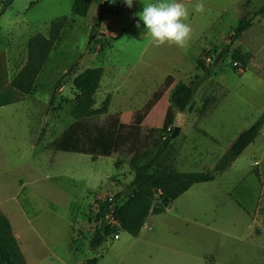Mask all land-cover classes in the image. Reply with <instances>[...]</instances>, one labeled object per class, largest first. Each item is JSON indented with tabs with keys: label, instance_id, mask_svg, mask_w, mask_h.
I'll list each match as a JSON object with an SVG mask.
<instances>
[{
	"label": "rangeland",
	"instance_id": "374dc122",
	"mask_svg": "<svg viewBox=\"0 0 264 264\" xmlns=\"http://www.w3.org/2000/svg\"><path fill=\"white\" fill-rule=\"evenodd\" d=\"M36 1L0 0V55L7 58L8 78L23 66L28 40L46 35L51 22L66 18L31 93L21 94L9 84L0 90V211L13 234L19 231L27 263L87 264L96 258V264H264V128L217 182L199 185L177 204L189 212L188 228L167 232L173 215L167 208L152 219L158 229L155 238L147 227L137 238L123 230L115 237L119 222L112 213L124 202L122 197L104 219L110 229L106 241L89 249L95 202L122 192L136 165L150 159L169 137L168 130H161L177 82L191 85L210 68L190 110L183 113L193 122L184 121L181 133L168 139L169 148L155 169L212 170L263 113L264 16L255 12L264 0H203V12L195 10L198 0L184 3L192 29L184 48L157 46L150 36L141 37L136 14L149 0H136L131 9L123 0H94L85 17L72 15L73 0ZM242 17L252 19L251 27L223 54L227 37ZM94 25L99 33L87 45ZM103 30L113 37L107 38ZM103 42L109 44L101 50ZM233 52L243 55L244 64L232 60ZM95 67L103 68L95 106L110 95L108 112L73 120L69 112L79 93L72 81ZM206 99L211 100L210 112L202 118L199 110ZM171 113L175 119L177 112ZM111 119L118 120L120 135L140 145L144 156L138 162L133 163L137 153L127 148L95 161L54 150V142L68 128L79 126L83 133L105 128ZM117 159L122 160L119 168L114 165Z\"/></svg>",
	"mask_w": 264,
	"mask_h": 264
},
{
	"label": "trees",
	"instance_id": "16d2710c",
	"mask_svg": "<svg viewBox=\"0 0 264 264\" xmlns=\"http://www.w3.org/2000/svg\"><path fill=\"white\" fill-rule=\"evenodd\" d=\"M94 0H73L71 13L77 17H85ZM40 2L37 0L36 3ZM36 3H31L33 6ZM100 17L105 12V7H99ZM3 10H0V15ZM255 16H264V4L255 12ZM66 18L51 22L46 35L36 34L32 36L26 45V60L20 70L11 78L9 86L15 91L29 95L35 84V81L41 72L51 50L59 41L60 33L64 27ZM252 19L240 18L237 26L227 37V44L223 49L226 54L228 49L237 41L243 33L251 27ZM101 36H104L101 34ZM108 46L107 42L100 45L103 50ZM232 60L237 64H244L245 59L239 52H233ZM209 75L210 68H205ZM103 68H87L76 75L72 81L73 87L78 91V98L69 112V116L76 121L99 117L107 114L111 102L110 95L106 96L102 104L95 106V94L99 89ZM63 76L60 77L54 90L59 86ZM199 78V77H198ZM197 78V79H198ZM196 79V81H197ZM195 81V82H196ZM194 84V83H193ZM184 82H177L170 93V110L165 115L161 132L170 137L174 118L171 110L177 113H184L190 110L194 94L192 86ZM54 93V91H53ZM53 93L51 99L53 98ZM211 105V100L206 99L199 112L204 114ZM120 124L117 119H111L105 128L94 129L92 131H83L79 126L68 128L53 144L55 151L61 153L81 154L88 156L95 161L98 158H106L121 149H129L137 153L133 158V163L138 162L144 156L140 145L119 134ZM264 128V111L259 118L245 131L241 132L232 142L228 150L216 162L212 170L206 172H177L175 170L155 169V166L165 155L169 148L168 138H165L155 154L144 163L137 164L134 168L133 178L126 188L128 193H116L112 197L95 202L97 212L95 214V227L89 241V249L96 250L107 239L110 234L109 227L104 219L109 209L118 203L122 197L124 202L118 206L112 213V219L119 222L120 229L131 237H137L149 215H160L165 212L167 206L185 193L195 184L208 183L214 180L216 175L224 172L231 167L233 162L241 153L252 144L260 131ZM122 164L121 159L114 163L115 168ZM155 200L160 203L153 204ZM153 206L152 210L150 209ZM97 259L93 258L87 261V264H96ZM0 264H25L23 254L12 234L11 226L6 216L0 211Z\"/></svg>",
	"mask_w": 264,
	"mask_h": 264
},
{
	"label": "clouds",
	"instance_id": "9594fccd",
	"mask_svg": "<svg viewBox=\"0 0 264 264\" xmlns=\"http://www.w3.org/2000/svg\"><path fill=\"white\" fill-rule=\"evenodd\" d=\"M134 2L136 0H123L129 9ZM195 10L204 11L203 0H198ZM136 16L135 27L141 30V37L150 36L157 46L167 44L184 48L191 38L192 29L186 22L189 11L182 0H149Z\"/></svg>",
	"mask_w": 264,
	"mask_h": 264
},
{
	"label": "crops",
	"instance_id": "0c3cea01",
	"mask_svg": "<svg viewBox=\"0 0 264 264\" xmlns=\"http://www.w3.org/2000/svg\"><path fill=\"white\" fill-rule=\"evenodd\" d=\"M194 0H182V2L183 3H187V4H191L192 2H193ZM103 34H105L106 35V37L107 38H111V37H113V35L111 34V33H108V32H106L105 30H103ZM108 43V42H107ZM109 44V43H108ZM25 63V62H24ZM8 71H9V67H8V65H7V58L5 57V56H2V55H0V90H3V89H5V88H7V84H9V82H10V80H11V78H8ZM1 98V97H0ZM1 100H0V106H1ZM208 112H210V110L209 111H206L201 117L202 118H204L205 117V115L206 114H208ZM184 115V114H183ZM192 118V117H191ZM195 118V117H194ZM190 119V117L188 118L186 115H184V121L185 122H188V120ZM189 121H192V120H189ZM193 122V121H192ZM180 133H181V129H180V131H179ZM198 161V160H197ZM257 164H258V162H257ZM220 176H221V173L220 174H218L215 178H214V180L213 181H211V182H208V183H202V184H195V185H193V186H191L185 193H183L181 196H179L176 200H174L173 202H171L168 206H167V208H168V210H169V213L170 212H172L173 213V215H172V217L167 221V225H166V231L167 232H170V233H178L179 231H178V228H188V224H190L191 222H190V220H189V218H187V216H188V214H189V212H186V210H184V211H180L179 210V205H177L181 200H184L185 199V201L189 198V196H190V194H192V192H195V190H196V188H198L199 187V185H207V184H211V183H215V182H217L218 181V179L220 178ZM166 208V209H167ZM166 209H165V211H166ZM165 213V212H164ZM163 214V213H162ZM159 216V215H158ZM158 216H154V215H149L148 216V218L146 219V221H145V223H144V225H143V227H142V229L143 228H146L147 227V229L150 231V232H153L154 233V238L156 237V235L158 234V229L156 230V224L157 223H153L152 222V219L154 220V217H158ZM160 217V216H159ZM252 220H253V222H254V225L256 224V221H255V218L254 217H252ZM9 221V220H8ZM10 223V222H9ZM164 224H165V222H164ZM10 226H11V224H10ZM117 226H118V228H117V233H116V235H115V237H118V230H121L120 229V227H119V223L117 224ZM253 227V226H252ZM264 228V227H263ZM141 229V230H142ZM162 230V229H161ZM11 231H12V228H11ZM16 231H17V229H16ZM159 231H160V229H159ZM140 233H141V231H140ZM140 233H139V235H140ZM12 234H13V232H12ZM139 235L137 236V237H139ZM13 236H14V238H15V240H16V242H17V244H18V247H19V249H20V251H21V253L23 254V250H24V248L21 246V236H20V233H19V231L18 232H15L14 234H13ZM137 237H135V238H137ZM114 239H116V238H114ZM72 252V251H71ZM24 260H25V264H28L27 262V255L25 254L24 256ZM96 263H97V261H96Z\"/></svg>",
	"mask_w": 264,
	"mask_h": 264
},
{
	"label": "water",
	"instance_id": "95a60500",
	"mask_svg": "<svg viewBox=\"0 0 264 264\" xmlns=\"http://www.w3.org/2000/svg\"><path fill=\"white\" fill-rule=\"evenodd\" d=\"M98 33H99V26L98 25L92 26V28L90 29L89 34H88L87 45H90L92 43L93 39L98 35ZM226 57H227V55L223 56V58H226ZM219 58H220V55L215 59L214 64L218 61ZM206 78H209V75H207L206 73H202V75L197 79V81L192 86V93L193 94L196 92L197 88L200 86V84ZM183 122H184L183 113H177L175 115L174 126H173L172 133L169 137V140L175 138L178 135ZM127 190H128V188H125L123 190V193H125ZM157 203H160V200H155L153 204H157ZM152 208H153V206H151L150 209L152 210Z\"/></svg>",
	"mask_w": 264,
	"mask_h": 264
},
{
	"label": "built area",
	"instance_id": "2783aa9c",
	"mask_svg": "<svg viewBox=\"0 0 264 264\" xmlns=\"http://www.w3.org/2000/svg\"><path fill=\"white\" fill-rule=\"evenodd\" d=\"M237 72H238V73L241 72L240 68L237 69ZM106 217H107V216H105V218H106ZM119 227H120V226H119Z\"/></svg>",
	"mask_w": 264,
	"mask_h": 264
}]
</instances>
